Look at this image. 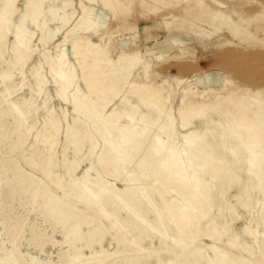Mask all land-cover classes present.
Wrapping results in <instances>:
<instances>
[{"label": "rangeland", "instance_id": "obj_1", "mask_svg": "<svg viewBox=\"0 0 264 264\" xmlns=\"http://www.w3.org/2000/svg\"><path fill=\"white\" fill-rule=\"evenodd\" d=\"M30 1L0 0V264H264V0Z\"/></svg>", "mask_w": 264, "mask_h": 264}, {"label": "bare ground", "instance_id": "obj_2", "mask_svg": "<svg viewBox=\"0 0 264 264\" xmlns=\"http://www.w3.org/2000/svg\"><path fill=\"white\" fill-rule=\"evenodd\" d=\"M16 0H4V4H3V9L4 10H6L12 3H14ZM34 1L35 0H33V1H30L29 2V4H28V7H30V6H32L33 5V3H34ZM66 7H67V5H66ZM3 15V14H2ZM2 15L0 16V17H2ZM217 18V17H216ZM1 19V18H0ZM38 27V26H37ZM8 33H11V28H10V26L9 25H5V27L2 29V30H0V43L7 37V35H8ZM13 36H14V38H15V45L13 46V48H12V50H13V52L17 55V57L19 56V53H20V50H21V48L22 49H25L24 48V46L26 47V48H28L30 45H29V42L28 41H26V36H25V31H24V26L23 25H21V26H18L17 27V32L16 33H13ZM76 44V43H75ZM68 45V44H67ZM70 45V44H69ZM73 50L75 49L74 48V45H73ZM31 50V49H30ZM66 50V49H65ZM71 53V52H70ZM69 53V54H70ZM257 54V53H256ZM247 55V54H246ZM260 55V54H259ZM262 55V54H261ZM248 56V55H247ZM246 56V57H247ZM252 56H254L253 54H252ZM94 57V56H93ZM128 57V56H127ZM130 58H134V60H135V62H136V64H133V65H131V67H128V68H125V67H123V66H121L120 68L121 69H119V70H115V71H113L112 73H110L109 74V77H110V79L112 80V81H114L115 79H117L118 77H119V72H120V70H121V72H126L127 71V73L126 74H128V75H130L131 74V72H133L134 71V69L136 68V65H138L139 63H141V58H140V56H139V54L137 53V55H135V56H129ZM248 57H250V56H248ZM263 57H264V55H263ZM46 58V60H48L47 59V57H45ZM123 58H126V56H123ZM252 58V57H251ZM255 58H256V56H255ZM242 59V58H241ZM250 59V58H249ZM238 60V59H237ZM236 60V61H237ZM240 60V59H239ZM252 60V59H251ZM49 61V60H48ZM247 61H248V58H247ZM132 62V61H131ZM239 62V61H238ZM241 62L242 61H240V64H241ZM67 63V62H66ZM85 66V65H84ZM52 69H53V67H52ZM55 69V68H54ZM86 69V68H85ZM249 72V71H248ZM253 72V71H252ZM98 73H94V75H93V79H95V75H97ZM59 75V77H64L65 78V74L64 73H62V72H60V74H58ZM93 79L92 78H86V84H87V86L90 88L91 87V84H92V81H93ZM67 82V81H66ZM69 82V81H68ZM70 84V83H69ZM68 84V85H69ZM67 85V86H68ZM94 86V85H93ZM76 89H77V94L79 95L80 94V92H81V89L79 88V87H76ZM147 91V90H146ZM80 96V95H79ZM219 96V95H218ZM83 102H84V100H82ZM158 101V100H157ZM75 102L77 103V101H76V99H75ZM147 102H148V100H147ZM109 104L108 103H105L104 104V108H106L107 106H108ZM135 111H133V110H130L126 115V118H127V120L129 121V124L130 123H132V122H135V121H133L134 120V115H135V113H134ZM225 116H226V114H224ZM256 116V115H255ZM165 119H162L161 120V123H159V127H160V129L163 127V123H165ZM107 122V121H106ZM109 123V122H108ZM113 125V124H112ZM220 126H222V124H220ZM155 127V126H154ZM232 128H233V130H236L235 132L239 135L240 133H242V131H240V129H238L239 127H238V124H233L232 126H231ZM153 129V128H152ZM160 129L159 130H157V129H154V130H157V131H160ZM244 131V130H243ZM161 132H162V130H161ZM68 133L70 134L71 133V129L69 128L68 129ZM108 133L110 134H112V132H110V131H108ZM123 134H125L124 132H123ZM122 134V135H123ZM113 137H114V135H113ZM123 137V136H122ZM171 137V136H170ZM185 142L187 143V144H193L194 145V141H195V133H191V134H189V135H186L185 137ZM119 139H121V138H119ZM127 139V138H126ZM161 139V138H160ZM122 141L124 140V138L123 139H121ZM163 140V139H162ZM162 140L160 141V145L161 146H163L164 145V143L162 142ZM177 140V139H176ZM117 141V140H116ZM121 141V142H122ZM124 142H125V140H124ZM245 142V141H244ZM120 143V142H119ZM123 143V142H122ZM126 143V142H125ZM134 143V142H133ZM247 143V142H246ZM124 144V143H123ZM125 145V144H124ZM123 145V146H124ZM116 149V148H115ZM119 149V148H118ZM128 149V148H127ZM136 149H137V147H136ZM247 151H249L250 152V162L252 163V165H255L254 163H255V161H256V159H257V157H258V154L254 151V150H250V149H248ZM135 152V151H134ZM121 153V152H120ZM171 153V152H170ZM184 153H186V151H184ZM135 156V155H134ZM213 156V155H212ZM181 157V156H180ZM174 158V157H173ZM141 162V161H140ZM143 163V162H142ZM180 163V162H179ZM200 166V165H199ZM203 166V165H202ZM178 167H179V165H178ZM253 167V166H252ZM71 168V167H70ZM182 169V171H183V173H182V175H180L179 176V181L180 182H182L183 183V185H184V187H186V186H188V184H190V182H188L189 181V178H190V176L188 175V171H187V169H183V168H181ZM87 175L89 174V171L86 173ZM178 174V173H177ZM254 176H255V174H253ZM192 177V176H191ZM193 178V177H192ZM191 180V179H190ZM131 181H133V180H131ZM192 182V181H191ZM86 187V186H85ZM87 188V187H86ZM101 189H109V190H111L113 193H115L116 195H118L119 194V191L116 189V187H115V185H113V184H111V183H107L106 185H103L102 187H100ZM107 189V190H108ZM146 189H144V191H145ZM196 190V189H195ZM88 192H93V195L95 196V198H97L100 202L101 201H103V195H102V193L104 192H102V191H93V190H91L89 187H88ZM169 192V191H168ZM174 192H172V194H173ZM91 196H92V194H91ZM148 196V195H147ZM125 203H127L126 201H124ZM187 203V202H186ZM168 205H170V203H168V202H165V206H168ZM102 206V205H101ZM103 207V206H102ZM153 207L155 208V206L153 205ZM183 207V206H182ZM182 209V208H181ZM186 209V208H185ZM183 210V209H182ZM170 212H171V215L173 216V214H174V211H173V209H171L170 210ZM203 215H201V217H202ZM139 218V220L140 221H143V219L139 216L138 217ZM161 218V215L157 212V214H156V220L155 221H157V219H160ZM202 218H204V217H202ZM185 219V215L183 214V213H180L179 214V220H184ZM148 226H152V225H148ZM153 227V226H152ZM197 248V247H196ZM215 255H216V257H219V255H218V251H217V248L216 247H214V246H212V247H210L209 248ZM191 255V254H190ZM225 256V255H224ZM201 258H202V256H201ZM205 259V258H204ZM34 260V259H33ZM32 260V261H33ZM206 260V259H205ZM28 263V262H27ZM225 263V262H224ZM3 264H26L25 262H24V260L21 258V257H16V258H13V255H12V253H10L9 254V257L8 258H5V259H3ZM211 264H214V262H211Z\"/></svg>", "mask_w": 264, "mask_h": 264}]
</instances>
